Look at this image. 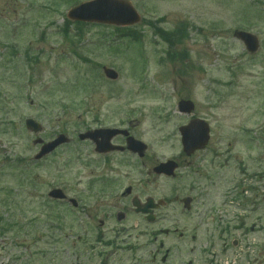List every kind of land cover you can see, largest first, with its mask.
I'll return each instance as SVG.
<instances>
[{
    "label": "rangeland",
    "instance_id": "1",
    "mask_svg": "<svg viewBox=\"0 0 264 264\" xmlns=\"http://www.w3.org/2000/svg\"><path fill=\"white\" fill-rule=\"evenodd\" d=\"M85 1L0 0V264H100L105 255L108 264H147L148 252L160 249L161 241L166 245L160 254L177 244L176 237L162 235L154 241L141 231L142 222L132 235V253L122 237L112 248L78 241L82 215L63 217L59 228L55 214L61 210L44 204L47 192L63 186L84 198V168L66 149L35 161L36 136L46 141L59 132L71 136L87 126L131 122L154 164L180 154L192 159L198 175L180 172L181 179L156 178L151 185L155 198L191 196L199 189L211 194L218 186L224 192L216 199L204 196L185 214L181 206L168 210L170 222L189 229L187 252L206 243L203 236L189 238L202 210L209 217L212 203L219 214L229 208L226 178L217 186L213 177L235 173L239 165L264 169V0H128L141 17L129 27L140 41L115 40L121 35L115 26L74 24L66 14ZM155 29L170 33L171 42ZM236 29L258 37L256 53L248 54L232 36ZM103 66L117 78H106ZM180 99L191 100L194 109L180 112ZM28 117L42 125L39 134L25 128ZM192 117L206 121L210 138L186 157L178 127ZM135 164H122V187L147 172ZM203 224L208 228V219ZM257 238L249 240L255 250Z\"/></svg>",
    "mask_w": 264,
    "mask_h": 264
},
{
    "label": "flooded vegetation",
    "instance_id": "2",
    "mask_svg": "<svg viewBox=\"0 0 264 264\" xmlns=\"http://www.w3.org/2000/svg\"><path fill=\"white\" fill-rule=\"evenodd\" d=\"M98 128L112 130L123 127L120 123H102L98 126L86 127L84 131ZM126 129L129 135L138 138L132 130L131 123ZM78 134L79 132H71L69 141L59 145L54 150V153H58L60 150L66 149L72 157L81 158L85 176L84 198H82V194H70L63 186L52 187L59 188L62 197L48 198L44 204L61 210L59 214H55V217L59 219V228L62 227L61 219L63 217L82 215V224H78L81 231L80 234H76L78 241L82 240L112 248L117 244V240L122 237L124 243L128 241V250L132 253V235L138 231H136V226L139 222H142L150 228L144 226L141 231H145L149 236L152 235L154 241L161 235L176 237L177 239V244L166 246L164 253H161L162 255L160 250H163L166 244L161 241L158 244L160 249L148 252L147 264H264V169H242L243 165H239L235 173L213 177L217 186L224 183L221 181L226 178L224 181L229 186L225 198L229 208L226 213L219 214L214 211L215 209L218 210L215 207L216 204L212 203L209 217L205 214V209L202 210L198 225L191 229L194 233H191L189 238L196 240L203 236L206 243L196 251L191 247L190 251L187 252L186 238L189 229H186L184 225L179 227L173 220L170 222L173 213L168 210L173 209V207L180 209L179 206H181L182 213H188L191 211L192 204L204 196L214 197V199L223 196L224 192L220 193L219 186L211 194L202 193L201 189L191 196L173 193L172 196L163 198L162 204L152 210L153 220L147 222V214L136 212L132 202L136 201L139 207H142L148 198H153L155 201L160 200L151 194V185L154 179L175 181L182 178V173L198 175L197 165L192 162V159H185L180 154L178 157L172 158L178 166L174 176L154 174L153 168L156 164L150 158L148 145H146L143 154L139 155L125 148L126 136L121 133H115L109 139H107L109 134L103 133L96 138L84 140H79ZM97 142L101 145L96 144ZM199 151L201 150L196 152ZM196 152L189 157H194ZM131 159L138 164L135 166L141 170V173L145 170L147 172L142 176V180L122 187L121 167L125 162L131 163ZM263 159H260L259 164ZM247 179L252 182V185L244 184ZM187 197H189V201L183 202L182 199ZM187 203L189 205L188 211L183 209ZM130 217H134L133 219L136 220L132 226L127 223ZM207 219L208 228L203 224ZM161 221L170 222L171 227L155 228L154 225ZM72 227L73 225L70 226L71 229ZM195 233L199 234L195 235ZM68 234L73 235L72 230ZM257 236L260 243L259 249L255 250L253 245L251 248L249 240L252 238L254 241ZM197 245H201V243ZM95 248L92 245L88 252L95 250ZM171 248L176 249V254L172 253ZM108 257L105 255L100 263L108 264Z\"/></svg>",
    "mask_w": 264,
    "mask_h": 264
},
{
    "label": "water",
    "instance_id": "3",
    "mask_svg": "<svg viewBox=\"0 0 264 264\" xmlns=\"http://www.w3.org/2000/svg\"><path fill=\"white\" fill-rule=\"evenodd\" d=\"M67 16L70 19L80 20V21H97L104 23H114V24H132L139 20V16L132 8V6L124 0H90L84 3H81L68 11ZM234 37L243 41L247 50L250 52L256 51L258 48L257 37L249 32L236 30L233 33ZM104 74L111 79L117 78V73L110 68H104ZM178 107L180 111L190 112L193 109V104L189 100H180L178 102ZM27 129L37 133L41 130V126L32 119H27L25 121ZM181 134V143L183 151L190 155L196 149L203 148L209 138V127L208 125L200 119H191L188 124L179 127ZM120 132V131H115ZM124 133V131H122ZM89 136V133L80 135V138H85ZM66 141L63 135H60L55 140L45 143L40 152L36 155V158H40L43 155L49 153L61 142ZM128 148L133 151L141 150L144 146L141 145V142L133 139L132 137L128 138ZM36 142H41L40 139ZM176 168V163L173 161H166L160 163L154 168L156 173H166L173 174V170ZM57 192L53 195L57 196ZM149 204L147 203L142 209L143 212L147 211Z\"/></svg>",
    "mask_w": 264,
    "mask_h": 264
},
{
    "label": "trees",
    "instance_id": "4",
    "mask_svg": "<svg viewBox=\"0 0 264 264\" xmlns=\"http://www.w3.org/2000/svg\"><path fill=\"white\" fill-rule=\"evenodd\" d=\"M160 34H162L163 36H165V34H164V33H160Z\"/></svg>",
    "mask_w": 264,
    "mask_h": 264
}]
</instances>
